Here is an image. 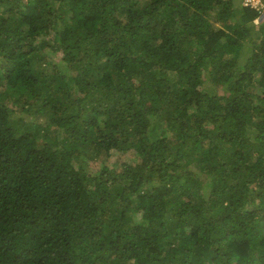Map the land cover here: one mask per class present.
I'll return each instance as SVG.
<instances>
[{"label":"trees","instance_id":"16d2710c","mask_svg":"<svg viewBox=\"0 0 264 264\" xmlns=\"http://www.w3.org/2000/svg\"><path fill=\"white\" fill-rule=\"evenodd\" d=\"M0 264H264V7L0 0Z\"/></svg>","mask_w":264,"mask_h":264},{"label":"built area","instance_id":"2783aa9c","mask_svg":"<svg viewBox=\"0 0 264 264\" xmlns=\"http://www.w3.org/2000/svg\"><path fill=\"white\" fill-rule=\"evenodd\" d=\"M243 4L245 6H254L262 8L264 7V0H244Z\"/></svg>","mask_w":264,"mask_h":264},{"label":"clouds","instance_id":"9594fccd","mask_svg":"<svg viewBox=\"0 0 264 264\" xmlns=\"http://www.w3.org/2000/svg\"><path fill=\"white\" fill-rule=\"evenodd\" d=\"M243 2H244V0H243ZM244 5V4H243Z\"/></svg>","mask_w":264,"mask_h":264}]
</instances>
